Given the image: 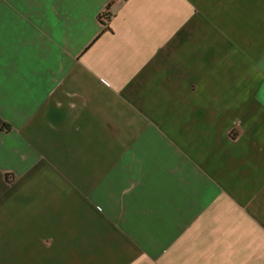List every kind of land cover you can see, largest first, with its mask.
<instances>
[{"label":"crops","instance_id":"obj_1","mask_svg":"<svg viewBox=\"0 0 264 264\" xmlns=\"http://www.w3.org/2000/svg\"><path fill=\"white\" fill-rule=\"evenodd\" d=\"M0 264H264V0H0Z\"/></svg>","mask_w":264,"mask_h":264},{"label":"trees","instance_id":"obj_2","mask_svg":"<svg viewBox=\"0 0 264 264\" xmlns=\"http://www.w3.org/2000/svg\"><path fill=\"white\" fill-rule=\"evenodd\" d=\"M102 19H104L105 21H107V20L109 19L108 11H105V12L102 14Z\"/></svg>","mask_w":264,"mask_h":264}]
</instances>
